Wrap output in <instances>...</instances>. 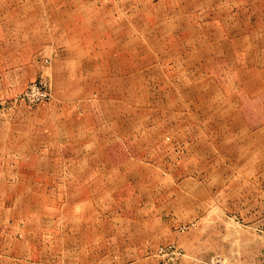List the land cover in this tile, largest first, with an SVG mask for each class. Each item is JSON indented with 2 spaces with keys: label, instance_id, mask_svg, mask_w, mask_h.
I'll list each match as a JSON object with an SVG mask.
<instances>
[{
  "label": "rangeland",
  "instance_id": "374dc122",
  "mask_svg": "<svg viewBox=\"0 0 264 264\" xmlns=\"http://www.w3.org/2000/svg\"><path fill=\"white\" fill-rule=\"evenodd\" d=\"M168 257L264 264V0H0V264Z\"/></svg>",
  "mask_w": 264,
  "mask_h": 264
},
{
  "label": "built area",
  "instance_id": "2783aa9c",
  "mask_svg": "<svg viewBox=\"0 0 264 264\" xmlns=\"http://www.w3.org/2000/svg\"><path fill=\"white\" fill-rule=\"evenodd\" d=\"M47 84L43 80L31 82L26 85L21 93V99L26 101L28 104L34 105L44 101L48 95ZM172 246L166 247L165 251H170ZM163 251V250H162ZM159 264H178L176 257H168Z\"/></svg>",
  "mask_w": 264,
  "mask_h": 264
}]
</instances>
